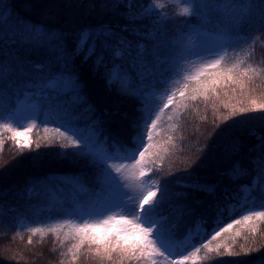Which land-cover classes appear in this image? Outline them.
Returning <instances> with one entry per match:
<instances>
[{"label": "trees", "instance_id": "1", "mask_svg": "<svg viewBox=\"0 0 264 264\" xmlns=\"http://www.w3.org/2000/svg\"><path fill=\"white\" fill-rule=\"evenodd\" d=\"M133 2L139 8L147 7L150 0ZM157 2L164 6L162 11L169 16L167 22L156 24L154 15L140 22L148 28L153 25L157 28L154 32L155 42L159 45L157 57L162 62L158 64L157 57H148L151 62L148 70L156 74L157 80L170 74L169 62L174 61L176 48L174 38L190 31L194 35L201 34L208 39L207 45L218 49L221 44L229 42L225 39V25L230 18L239 16L244 17L243 22L228 36L230 39L247 37L248 41L229 47L227 58L234 62L251 53L247 62L258 69L264 68L261 0H198L202 5L199 17L178 15L184 6L182 0ZM98 3L99 0H0V12H3V18H0V66L4 68L3 75H0V111L15 106L18 98H26L29 104L34 102L37 110L36 127L32 129V150L25 149L21 153L12 140L3 138L5 143L0 152V264H69L70 254L67 257L61 254L67 252L73 241L66 240L63 246L60 243L67 228L58 240L53 233L41 237L39 233L29 232L22 221L29 220L30 227L43 228L65 219L81 223L75 216L68 215L71 213L69 207L87 209L101 191L94 166L71 154L62 155L60 145L67 143L66 140L48 146L44 137L53 133H45L46 125L41 121L51 118L50 111L62 115L66 112L74 126L90 135L94 124L99 122L95 135L101 142L107 137L105 146L110 152L125 146L132 148L129 141L134 134L133 125L139 123L138 102L119 95L115 86L110 87L104 77L105 69H95L92 59L79 69L83 99L76 100L71 91L58 95L47 88L49 76L57 72L50 45L43 39H33L28 32L32 25H36L45 30L63 32L71 43V38L81 28L107 19L98 7H92ZM128 38L133 42L138 39ZM141 42L150 48L153 44V41ZM76 63L79 65V59ZM36 64H45L47 70L40 73L33 67ZM198 64L187 65L184 70L190 71L192 65ZM182 76L183 73L168 83H157L161 95L166 97L171 90L182 87ZM45 89L48 91L46 96ZM251 89V96L264 99V76L257 78ZM37 90H40L38 95ZM218 91V99L210 94L207 101L202 97L186 101V107L183 104L177 106L180 99L177 92L173 104L160 113L154 136V143L158 142L167 152L162 153V159L153 165L151 179L145 181V186L159 184L163 187L167 184L168 194L158 212L167 217L164 223L173 232V247L185 255L203 239L196 233L198 221H202L204 231H210L214 224L219 222L224 226L247 214L249 209L264 211L260 207L264 203V175H259L251 163L260 154L252 149L259 143L256 136L264 135V113L238 115L225 122L224 117L229 116L230 109L224 105L238 107L241 100L247 104L249 95H241L239 90L236 93L231 89ZM88 104L92 105L94 113L88 111ZM57 126L47 125L49 128ZM37 142L41 144L40 149L35 148ZM237 162L241 168L239 173L234 169ZM112 163L131 164L132 161ZM177 179L205 185L212 191L194 192L179 188ZM175 192H186L187 200L177 199L172 195ZM245 196L248 203L241 207ZM249 227L248 224L234 225L229 233L213 242V245L230 243L231 251L239 255H228L222 247L223 255L209 253L202 264H264V222H257L255 233L250 232ZM230 237H235L234 243ZM246 249L252 251L244 255ZM205 252L202 249L200 255ZM76 264H95V261L81 256Z\"/></svg>", "mask_w": 264, "mask_h": 264}, {"label": "snow or ice", "instance_id": "2", "mask_svg": "<svg viewBox=\"0 0 264 264\" xmlns=\"http://www.w3.org/2000/svg\"><path fill=\"white\" fill-rule=\"evenodd\" d=\"M182 3L184 6L178 15L200 16L202 5L198 0H182ZM92 7H98L107 19L98 20L95 25L81 28L71 38V43L63 32L45 30L36 25H32L28 32L33 39H43L50 45L57 72L49 76L47 83L58 95L64 89H68L75 94L76 100L83 99L79 69L92 59L95 69L100 67L105 69L104 77L110 87L115 86L119 95L133 98L138 102L139 107L136 111L140 114L139 123L133 125L134 134L129 141L132 148L125 146L110 152L105 146L107 137L101 142L95 135L99 122L94 124L93 134L90 135L74 126L66 112L62 115L58 111H50L51 118L41 121L46 125L44 132L53 133L52 136L44 137L48 146H52L58 140H66L67 143L60 145L62 155L71 154L94 166L98 171L101 191L91 200L87 209L68 214L81 220V223L65 219L62 223H54L47 228L28 227V231L33 234L39 233L41 237L53 233L59 240L61 232L67 228L64 240L60 243L63 246L64 241H73L67 252L61 254L65 257L70 254L69 264H76L81 256L94 260L95 264H202L209 253L223 255L222 247L228 255H239L231 251L232 244L225 242L213 245V242L229 233L234 225L248 224L249 231L255 233L257 222H264V211L249 209L247 214L232 219L224 226L219 222L214 224L210 231H204L201 227L202 221H198L195 226L196 233L202 235L203 239L200 240L199 246L193 245L185 255L173 247L171 243L173 232L166 228L164 223L167 217L160 216L158 212L159 205L168 194L167 184L165 183L163 187L159 184L145 186V181L151 179L153 165L162 159V153L167 152V149L158 142L154 143V136L161 118L160 113L173 104L177 92L180 95L177 106L183 104L185 107L186 101H195L198 97L207 101L210 94L218 99L220 95L218 89H231L233 93L239 90L241 95L248 94L247 104L241 100L238 107L224 105L230 109L229 116L224 117L225 122L238 115L264 113V99L258 100L250 94L253 91L251 85L257 78L264 76V68L258 69L247 62L251 53L245 59H236L234 62L227 58L229 47L248 41L247 37L237 36L229 39L228 36L229 32L243 22L244 17L229 19L224 28L225 39L229 42L221 44L218 49L205 46L179 47L174 52V61L169 62L170 74L157 80L156 74L148 70L151 63L148 57H157L159 45L155 42L154 36L157 28L156 25L148 28L140 22L154 15L156 24H165L169 16L162 11L164 6L157 0H150L147 7L139 8L133 0H99V3L93 4ZM259 7L261 18L264 19V0H261ZM0 18H3V12H0ZM124 33L128 35L125 36ZM129 36L138 39L133 42ZM141 41H153V44L150 48ZM193 58H199L202 62L192 65L190 71L184 70L185 66L192 64ZM77 59L79 65L76 63ZM33 67L43 74L48 66L36 64ZM3 72L4 68L0 66V75H3ZM181 73L182 87L171 90V94L166 97L162 96L157 83H168ZM84 102L87 103L86 100ZM87 107L89 112L94 113L91 104ZM6 119L9 122H0V133L5 130L12 133L10 139L21 153L25 149L32 150L33 142L30 139L21 140L20 137L36 127L37 116L15 118L10 115ZM13 120L20 126L13 127L11 123ZM24 120L30 123L26 126L20 123ZM48 124L58 126L49 128ZM256 138L259 143L254 145L252 150L259 151L260 154L255 156L251 163L259 175H264V135H257ZM4 143L3 138H0V152L3 151ZM35 148L40 149L41 144L35 143ZM68 150H71V153ZM128 160L132 163H112ZM234 169L237 173L241 171L239 162L234 165ZM176 184L179 188L191 189L194 192L212 191L205 185L184 179H177ZM172 195L177 199L188 198L186 192H175ZM247 203L248 199L245 196L240 206L243 207ZM260 207L264 208V203H261ZM189 234L191 235V232ZM230 238L234 243L235 237ZM31 242L32 239L29 237V243ZM202 249L206 250L203 256L200 255ZM251 251L246 249L244 255Z\"/></svg>", "mask_w": 264, "mask_h": 264}, {"label": "rangeland", "instance_id": "3", "mask_svg": "<svg viewBox=\"0 0 264 264\" xmlns=\"http://www.w3.org/2000/svg\"><path fill=\"white\" fill-rule=\"evenodd\" d=\"M207 41H208V39L203 38L201 34L194 35L192 32L188 31V32L181 34V35H179L173 39V43L176 44V48H174L173 53L179 47H184V46H191V47L205 46V47H209V48H214L210 45H207ZM161 62H162V59L160 58L158 60V64ZM201 62H202V60L199 58H193V61H192V63H201ZM47 86H48L47 88H50L49 85H47ZM54 91H56V90H54ZM67 91H69V90L64 89L61 92H67ZM36 93H37L36 95L40 94V90H37ZM47 94H48V91H47V89H45L44 95L46 96ZM27 105H28V101L26 98L16 99L15 106L8 108L7 110L0 111V122H4V123L9 122L6 118L9 117L10 115L15 117V118H25V117H30V116H36L37 112H35L36 111L35 103L32 102L30 104V108H26ZM11 123L13 124V127H19L20 126L14 120L11 121ZM20 123H22L26 126L28 123H30V121L24 120V121H21ZM21 131H23V129H21ZM11 135H12V133L5 130L2 133H0V138H4V139L9 140ZM20 139L21 140H24V139L32 140V130L30 133H26L24 136L20 137ZM132 183L134 184L135 182L132 181ZM77 210H81L80 207L79 208L75 207V206L69 207V211L71 213H73L74 211H77ZM22 222H23L22 223L23 226H28V227L31 226V222H29V220H23Z\"/></svg>", "mask_w": 264, "mask_h": 264}]
</instances>
